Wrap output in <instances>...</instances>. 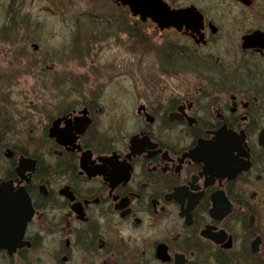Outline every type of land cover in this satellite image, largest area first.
Instances as JSON below:
<instances>
[{
  "label": "flooded vegetation",
  "instance_id": "flooded-vegetation-1",
  "mask_svg": "<svg viewBox=\"0 0 264 264\" xmlns=\"http://www.w3.org/2000/svg\"><path fill=\"white\" fill-rule=\"evenodd\" d=\"M67 2L0 0V39L40 52ZM109 5L76 84L139 58L136 102L43 97L26 145L0 123V264H264V0Z\"/></svg>",
  "mask_w": 264,
  "mask_h": 264
},
{
  "label": "rangeland",
  "instance_id": "rangeland-1",
  "mask_svg": "<svg viewBox=\"0 0 264 264\" xmlns=\"http://www.w3.org/2000/svg\"><path fill=\"white\" fill-rule=\"evenodd\" d=\"M67 1L68 12L64 18L66 30L63 24L52 18L49 23L51 27L49 38L36 42L40 45V52H34L30 45L32 42H21L17 46L21 51L17 53L12 41L0 39V123L3 122L4 127H9L7 128L9 130L13 129L12 133L1 137L3 141L13 140V143L27 144L30 137L28 122L34 117L36 120L41 119L42 115L34 113L32 107L42 106L43 97L97 96L106 100L113 96L128 97L131 93L133 97L128 102L131 104L136 102L137 92L146 73L144 64L139 62V58L134 63L136 65L132 69L128 88L125 86L128 80L123 77L118 79L121 84L115 88L112 87L113 85L108 87L107 84L102 83L104 78L100 79L94 90L90 89V86L76 84L79 81L78 76L81 77V74L86 73L83 66L92 67L93 61L97 66L107 64V60L112 61V56L110 57L108 53L98 58L91 52L87 53L89 55L86 60L81 61L78 50L95 48L92 38L85 40L83 35H79L81 32L92 33L96 24V20L86 22L83 14L92 9L98 14L108 16L107 13L112 8L109 0ZM52 79L62 84L56 87L49 86V81ZM116 91H119L118 94L115 93ZM33 97L36 98L34 102H32ZM130 123L132 125L126 127L127 132L134 129V122ZM22 128L24 131L19 135Z\"/></svg>",
  "mask_w": 264,
  "mask_h": 264
},
{
  "label": "water",
  "instance_id": "water-1",
  "mask_svg": "<svg viewBox=\"0 0 264 264\" xmlns=\"http://www.w3.org/2000/svg\"><path fill=\"white\" fill-rule=\"evenodd\" d=\"M122 5H128L131 7V10L133 11L134 15H139L142 13L141 10L145 8L144 4L148 3L150 5L152 2L158 1V0H115ZM150 8V7H147ZM22 161H24L22 159Z\"/></svg>",
  "mask_w": 264,
  "mask_h": 264
}]
</instances>
